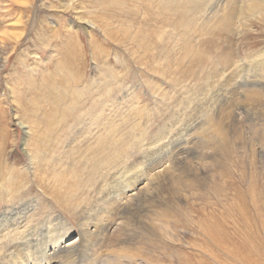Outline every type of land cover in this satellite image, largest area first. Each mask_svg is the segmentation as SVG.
Returning <instances> with one entry per match:
<instances>
[{
  "label": "rangeland",
  "instance_id": "rangeland-1",
  "mask_svg": "<svg viewBox=\"0 0 264 264\" xmlns=\"http://www.w3.org/2000/svg\"><path fill=\"white\" fill-rule=\"evenodd\" d=\"M4 32L0 214L61 215L72 243L101 187L168 143L124 254L264 264V0H0Z\"/></svg>",
  "mask_w": 264,
  "mask_h": 264
},
{
  "label": "bare ground",
  "instance_id": "bare-ground-1",
  "mask_svg": "<svg viewBox=\"0 0 264 264\" xmlns=\"http://www.w3.org/2000/svg\"><path fill=\"white\" fill-rule=\"evenodd\" d=\"M20 37V33H1L0 50L10 38L18 40ZM212 117L208 116L210 122ZM229 117L232 118V113ZM215 134L216 138L224 140L223 128L215 130ZM169 146L168 143L150 145L145 161H134L130 169L101 187L96 194L95 214L85 213L75 220L78 241L65 244L73 224L63 223L61 228L52 224H61L64 219L61 215L44 218L40 227L33 228L23 225L27 221L24 213L0 214V264H134L133 258L124 252L132 237H136V230L148 231L140 226V215L148 222L158 216L146 208L153 199L151 189L163 175L174 170L175 161L180 157V154L176 157ZM30 207L34 206L26 205L24 211ZM160 230L172 237L167 226Z\"/></svg>",
  "mask_w": 264,
  "mask_h": 264
}]
</instances>
